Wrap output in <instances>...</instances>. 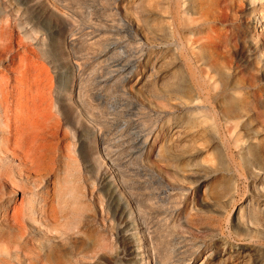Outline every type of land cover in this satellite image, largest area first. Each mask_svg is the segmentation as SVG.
Here are the masks:
<instances>
[{"label":"rangeland","instance_id":"rangeland-1","mask_svg":"<svg viewBox=\"0 0 264 264\" xmlns=\"http://www.w3.org/2000/svg\"><path fill=\"white\" fill-rule=\"evenodd\" d=\"M254 13L249 0H0L14 39L2 61L25 53L28 84L0 104V151L42 176L0 156V264H264V228L251 226L264 225V172L225 113L230 98L264 128ZM22 111L39 134L10 131Z\"/></svg>","mask_w":264,"mask_h":264},{"label":"bare ground","instance_id":"bare-ground-1","mask_svg":"<svg viewBox=\"0 0 264 264\" xmlns=\"http://www.w3.org/2000/svg\"><path fill=\"white\" fill-rule=\"evenodd\" d=\"M47 1H49V0H47ZM249 2L251 4L252 11H254L256 14L257 13L261 14V17L259 15L255 16L257 21L262 20L264 23V0H249ZM192 12L193 11L191 10V6L189 4H187L185 6V11H184V13H185L184 14L185 15L184 22L185 23L187 20H193L192 18H190V15L193 14ZM11 25H12V23H11L8 15H6V17H4V19H2L0 22V51H3V50L9 51L10 49L12 50L14 39H13L12 31L11 30L9 31V28ZM131 25H132L131 21H128V22L122 23L121 26H118V28L121 30V33L131 35V32H130L131 31L130 27H132ZM188 25H190V24H188ZM259 25L262 28H264V26H263L264 24H257L256 26H259ZM254 26H255V24H254ZM127 27L130 29H128ZM256 31H258V29H256ZM115 32H117V30H115ZM19 41H22V37H20ZM255 42L259 44L258 39H255ZM24 55H25V53H23L21 51L12 52L11 55L8 56V59L6 61H2L3 57L0 53V104L3 106H6L5 104L9 103V100H8L10 97L9 95L11 94V92H12L11 90L14 87H16L15 89H17L20 85H22L24 83H25V85H28L27 82H24V80H23V76H24L23 65H24V59H25ZM75 67H76V71L74 72V75H76L78 73V71H80L81 64L76 63ZM7 70L13 71L15 73L14 79L9 75L10 73L8 74ZM47 85H48V87H51L50 82H47L46 86ZM227 99L228 100L226 101L225 113L229 116L226 118V125L229 126V129L230 128H232V129L240 128V127H247L248 128L246 132H247V134L252 133V136H250V138L248 139L246 148L248 149V151H250L252 149L257 150V157H256L257 160H256V162H252V163H254L255 168L259 167L264 172V144H263L264 134H262V132L264 133V128L260 127L259 129H256V130L252 129L253 127L251 126L252 124H251V118H250V114H249L250 110H247V108L243 107L242 111H240V110L235 108V101H233L230 98H227ZM183 102L190 109L193 108L194 104H195L193 100H188V99H184ZM7 107H8V105H7ZM5 111H7V110H5ZM81 115H83V113H81ZM258 116H260V114H258ZM8 119H10V118H8ZM44 123L46 124L47 122L46 121L42 122V125H45ZM8 126L10 127L9 128L10 131H12V129H14L12 132L14 133L15 137H18V138L21 137L22 134H27V133H32V132L38 133V134L40 133V130H37L38 127H35V125L29 120V116H27L23 111L20 114H19V112L16 113L14 116L13 123L11 124V121H10ZM260 130H263V131H260ZM240 138H242V137L240 136ZM100 151L101 150L98 148L95 152H100ZM3 152L0 151V156L3 155L4 156L3 158L6 159L12 165V169H13V167L16 168L17 172L19 174H21V175L24 174L25 178L32 179L33 181L34 180H40L42 178V176H38L37 173H34L33 170L31 169V167L26 163L25 156L23 154L15 151V150H13V147L6 146L3 150ZM206 152H208V151H206ZM103 153H105V152L103 151ZM104 155L107 156L106 153ZM15 158H16V160H15ZM110 169L112 170V173L115 176V178L116 177L118 178L119 182L117 181V183H118L117 185H118V187H120V184H122V181L118 175L117 169L115 168V166L113 164L111 165ZM15 187L18 188L17 186H15ZM18 197L19 196L17 194L12 193L9 195L8 201L10 203L17 202ZM262 204H264V203H262ZM263 210L264 209L262 208V205H259V207L257 208V212L259 214H262V213H264ZM251 226L255 229H258V230L264 228V225H262L261 222L251 223ZM37 229L40 231L41 235L48 236V238H45L44 241L51 248L55 249V248H58L59 246L63 245V240L61 238L62 233L56 227L40 226ZM143 245H146V243L142 242V244L140 246H143ZM146 253H148V252H146ZM146 253H144V254H146Z\"/></svg>","mask_w":264,"mask_h":264}]
</instances>
